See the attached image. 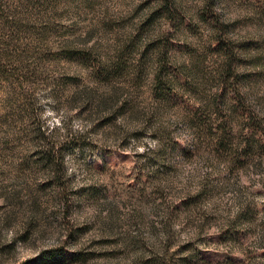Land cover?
I'll return each mask as SVG.
<instances>
[{
  "label": "rangeland",
  "instance_id": "rangeland-1",
  "mask_svg": "<svg viewBox=\"0 0 264 264\" xmlns=\"http://www.w3.org/2000/svg\"><path fill=\"white\" fill-rule=\"evenodd\" d=\"M0 5V264H264V154L232 167L222 119L187 123L222 40L264 119V0Z\"/></svg>",
  "mask_w": 264,
  "mask_h": 264
},
{
  "label": "trees",
  "instance_id": "trees-1",
  "mask_svg": "<svg viewBox=\"0 0 264 264\" xmlns=\"http://www.w3.org/2000/svg\"><path fill=\"white\" fill-rule=\"evenodd\" d=\"M11 12V8L8 5H0V16L4 14H8ZM8 19V18H7ZM218 53L223 52V58L220 56V60L223 63L222 71L220 76L224 77L222 80V88L219 93L216 92V96L211 98L210 100H205L200 104H196L194 106L195 109H187L189 115L187 117V123L190 124L191 128L195 129V133H199L195 135L200 139L201 131L205 132V128L202 126V122H206V118L209 121H216L222 119L224 124L218 125V127H209L207 131L211 133L210 138L212 137L215 141V146L218 152L223 151L229 158L230 156L233 157V164L232 167L244 164V161L247 160V157L251 156V154L257 155L256 153L264 154V119L260 116L255 115L254 111L251 110L249 105L244 102V95L241 97V93L236 92L241 99L233 101L232 99H228V92H227V85L231 78L234 75V58L232 56V49L230 47L229 51L225 52L228 47H226L225 42L217 41ZM156 91L159 96L163 97L166 93L175 94L173 93L174 87H165L162 88V78L156 77ZM228 80V81H227ZM169 89L167 91L166 89ZM178 98H184L179 93ZM169 95V94H168ZM176 96V95H175ZM242 112L240 120L243 122V126L241 129V134L245 132L244 138L238 144L235 142V136L230 132V129L234 127L232 121H235V117L238 116ZM203 118H205L204 121ZM216 119V120H215ZM217 126V124L215 125ZM230 127V128H228ZM203 128V129H202ZM211 184L209 183V187ZM207 187V186H206ZM205 187V189H206ZM200 189L198 192L199 194L197 197L204 196V190ZM243 211L240 209L239 214H242ZM238 214V215H239Z\"/></svg>",
  "mask_w": 264,
  "mask_h": 264
}]
</instances>
